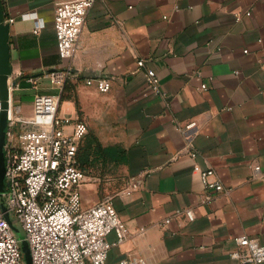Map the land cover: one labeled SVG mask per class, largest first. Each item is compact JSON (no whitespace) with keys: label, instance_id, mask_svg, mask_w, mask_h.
<instances>
[{"label":"crops","instance_id":"0c3cea01","mask_svg":"<svg viewBox=\"0 0 264 264\" xmlns=\"http://www.w3.org/2000/svg\"><path fill=\"white\" fill-rule=\"evenodd\" d=\"M63 1L0 0L12 19L11 95L28 118L36 92L29 77L71 66L59 114L88 127L77 151L82 204L110 199L128 229L108 262L239 264L229 257L236 236L264 245V0H96L70 60L58 57L53 28ZM95 78L109 79L110 90L86 84ZM38 81L48 83L38 92L58 96ZM194 165L213 169L224 190L206 200ZM187 208L192 221L176 214Z\"/></svg>","mask_w":264,"mask_h":264},{"label":"built area","instance_id":"2783aa9c","mask_svg":"<svg viewBox=\"0 0 264 264\" xmlns=\"http://www.w3.org/2000/svg\"><path fill=\"white\" fill-rule=\"evenodd\" d=\"M95 1L67 0L55 6L53 28L60 59L70 60L75 56L86 13ZM39 28L37 26L34 33ZM137 65L143 67L144 61L139 60ZM144 75L150 88L159 94L160 80L156 72L146 68ZM71 77L70 65L47 71L41 77H29L28 82L36 92L28 118L23 117L20 107L13 103L10 87L4 145L3 202L6 211L25 231L32 264H147L139 256L109 263L107 259L111 247L126 239L128 229L110 199L89 207L82 204L80 186L85 172L77 160V151L88 132L87 124L80 119L59 115V97L37 90L40 78L61 89ZM86 84H94L100 93H106L111 88L107 78L88 79ZM206 88L205 84L201 85V89ZM193 125L189 123L186 128ZM67 126L71 127L69 133L64 131ZM13 140L16 143H12ZM188 154L191 158L197 156V152L191 149ZM252 168L255 175L260 173L259 165ZM193 171L197 172L202 188L207 192L206 200L211 199L210 193L224 190L213 169L194 165ZM176 214H183L189 221L194 219L193 211L188 208L177 209ZM163 223H169V219ZM112 232L116 240L109 243L106 236ZM233 242L230 259L239 264L264 263V245H260L254 237L240 235ZM0 264H23L18 239L1 208Z\"/></svg>","mask_w":264,"mask_h":264},{"label":"water","instance_id":"95a60500","mask_svg":"<svg viewBox=\"0 0 264 264\" xmlns=\"http://www.w3.org/2000/svg\"><path fill=\"white\" fill-rule=\"evenodd\" d=\"M9 29L10 25L8 22H5L3 9L0 4V190L4 186V145L6 143L5 133L7 118L6 113L9 107L8 101L10 98V84H13L9 82V78L12 74V67L10 64ZM3 212L4 217L9 223L7 211L4 210Z\"/></svg>","mask_w":264,"mask_h":264},{"label":"rangeland","instance_id":"374dc122","mask_svg":"<svg viewBox=\"0 0 264 264\" xmlns=\"http://www.w3.org/2000/svg\"><path fill=\"white\" fill-rule=\"evenodd\" d=\"M11 77L12 76H10V79H12ZM47 84L48 83L46 81L41 82V83H40V81H38L37 86L39 88V87H42V86L47 85ZM63 87H62V89L57 90L58 92L56 93L59 96V103H58V110H57L58 114H59L60 98H61V96H64V94L62 93ZM59 92H60V95L58 94ZM12 100L14 101V99H12ZM6 117H7L6 118V130H7V128H8V112L6 113ZM19 128H21V127L19 126ZM23 128H25V127H23ZM20 130H22V129H20ZM5 135H6V133H5ZM12 143H16V141L13 140ZM121 164L122 163L117 162V165H116L117 166L116 167L117 171L119 169H121V166H120ZM4 192H5V185L0 190V208L3 211L6 210V206H5L4 202H3L4 201V197H3ZM7 217H8V220H9L10 227H11L12 231L14 232L16 238L18 239V243H19L20 250H21V253H22L23 264H32L31 263L30 248H29V244H28V241L26 239V234H25V231H24L23 227L20 224H18L15 220H12V216H10L9 214L7 215Z\"/></svg>","mask_w":264,"mask_h":264},{"label":"bare ground","instance_id":"6f19581e","mask_svg":"<svg viewBox=\"0 0 264 264\" xmlns=\"http://www.w3.org/2000/svg\"><path fill=\"white\" fill-rule=\"evenodd\" d=\"M9 82H10V78H9ZM10 86H11V84H10Z\"/></svg>","mask_w":264,"mask_h":264}]
</instances>
